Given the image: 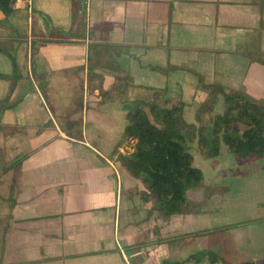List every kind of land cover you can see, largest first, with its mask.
I'll use <instances>...</instances> for the list:
<instances>
[{
	"label": "crops",
	"instance_id": "obj_1",
	"mask_svg": "<svg viewBox=\"0 0 264 264\" xmlns=\"http://www.w3.org/2000/svg\"><path fill=\"white\" fill-rule=\"evenodd\" d=\"M14 6L0 11V38L13 45L12 55L0 49V264H127L124 252L144 264H203L207 256L187 259L203 249L264 264V157L241 161L223 145L197 161L192 151L204 172L188 191L199 210L168 218L129 195L140 182L118 159L131 150L127 105L140 93L149 100L168 86L189 121L207 95L197 72L264 98V0ZM101 81L117 86L104 102ZM18 158L13 180L6 165Z\"/></svg>",
	"mask_w": 264,
	"mask_h": 264
},
{
	"label": "trees",
	"instance_id": "obj_2",
	"mask_svg": "<svg viewBox=\"0 0 264 264\" xmlns=\"http://www.w3.org/2000/svg\"><path fill=\"white\" fill-rule=\"evenodd\" d=\"M14 8V0H0V11L6 17ZM9 42L12 40L0 38V49L12 55L13 45L8 48ZM197 74L207 95L199 103L194 121H189L184 115L182 96L170 94L168 86L153 88L151 98L143 104L139 101L127 105L123 140L131 143V150L120 152L118 159L140 182L128 190L129 195H139L143 200L151 201L152 209L164 218L174 213L199 210L201 202L190 198L188 191L204 184V172L194 163L191 143L195 142L206 157L219 155L223 145L241 161L264 157V98L251 95L245 88L228 87L221 81H206L201 73ZM0 76L7 75L0 72ZM102 81L100 94L104 102L114 97L112 90L117 86L107 89L102 86ZM89 82H92L91 78ZM122 83L123 86L118 84V87L123 90L128 81L120 82V85ZM220 98L223 108L216 110ZM67 120L69 126L80 123V118L67 116ZM75 134L82 135L80 132ZM22 160L18 158L6 165L13 168V180L20 175ZM205 256L222 264H257L251 259L231 262L212 249L194 252L187 259L201 260ZM169 262L165 261V264Z\"/></svg>",
	"mask_w": 264,
	"mask_h": 264
},
{
	"label": "rangeland",
	"instance_id": "obj_3",
	"mask_svg": "<svg viewBox=\"0 0 264 264\" xmlns=\"http://www.w3.org/2000/svg\"><path fill=\"white\" fill-rule=\"evenodd\" d=\"M198 84H199V82H198ZM137 96H139V98H142L141 104H143V102L146 101L148 99V97H149V96H145V95H143L141 93L139 95H137ZM137 103H139V102H137ZM221 104L223 105V103L220 102L219 107H222ZM145 107L148 108V105L145 104ZM186 116L189 117V116H191V114L190 113H187ZM190 148H191V151L194 152L197 161H202L204 159L203 156L205 157V154L201 151V149L198 148V146H197V144L195 142L194 143H191V147ZM223 150L226 151L225 146H224V149ZM249 194L247 193V198H249ZM253 212L254 213H257L258 211L256 209H254ZM203 264H213V263L211 262V260L208 257H206V260H205V262H203ZM217 264H222V263L218 261Z\"/></svg>",
	"mask_w": 264,
	"mask_h": 264
},
{
	"label": "built area",
	"instance_id": "obj_4",
	"mask_svg": "<svg viewBox=\"0 0 264 264\" xmlns=\"http://www.w3.org/2000/svg\"><path fill=\"white\" fill-rule=\"evenodd\" d=\"M151 247L147 246L146 248H144V251H148ZM127 264H144L141 260H134L133 258H131L127 253L124 252Z\"/></svg>",
	"mask_w": 264,
	"mask_h": 264
}]
</instances>
